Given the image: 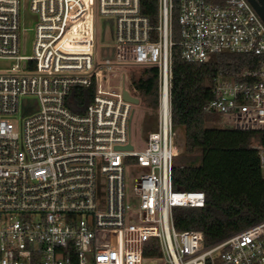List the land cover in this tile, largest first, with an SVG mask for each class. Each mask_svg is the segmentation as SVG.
<instances>
[{"label":"built area","instance_id":"built-area-1","mask_svg":"<svg viewBox=\"0 0 264 264\" xmlns=\"http://www.w3.org/2000/svg\"><path fill=\"white\" fill-rule=\"evenodd\" d=\"M174 7L159 0L155 27L141 0H0V60L13 62L0 71V264H264V221L213 246L200 230L176 229L174 208L203 207L206 195L173 187L171 106L174 45L191 62L264 55V20L249 0H179L175 42ZM99 17L114 40L102 61ZM128 65L160 71L157 124L141 143L124 97L138 94ZM260 65L217 79L207 108L225 125L264 131ZM92 85L74 112L72 90ZM253 147L264 170V145Z\"/></svg>","mask_w":264,"mask_h":264},{"label":"trees","instance_id":"trees-1","mask_svg":"<svg viewBox=\"0 0 264 264\" xmlns=\"http://www.w3.org/2000/svg\"><path fill=\"white\" fill-rule=\"evenodd\" d=\"M178 1L173 0L172 12L175 42L180 39ZM141 10L153 26L159 25V0H141ZM263 59L264 55L223 52L191 62L182 57L181 46L172 48L173 125L185 133L184 153L174 159L173 187L206 195L203 207L174 208L173 220L179 231H202L207 246L264 221V170L259 150L253 147L264 145V131L229 128L222 115L207 108L220 76L259 69ZM159 77L157 66L131 73L132 87L150 110L159 107ZM94 93L95 85L74 88L68 106L82 113Z\"/></svg>","mask_w":264,"mask_h":264},{"label":"rangeland","instance_id":"rangeland-1","mask_svg":"<svg viewBox=\"0 0 264 264\" xmlns=\"http://www.w3.org/2000/svg\"><path fill=\"white\" fill-rule=\"evenodd\" d=\"M31 19V12L27 11L24 13L22 11V20H23V27L31 26L30 23ZM179 26V23H178ZM180 30V26H179ZM98 39L96 42V57L98 61H102L107 57L113 56V46L114 40L111 33V28L109 25L105 23L104 17L98 18V28H97ZM27 38V48L25 52L27 54L32 53V38H33V31H28L27 33L23 34V38ZM13 62L0 60V71L10 68ZM140 67L138 66H125L123 68L124 72L130 77L131 81V73L133 70H138ZM137 97L140 99L139 105H135L134 107V117H133V141L134 143H141L143 140V131L145 128L148 127H155L158 120V109L157 110H150L144 106L141 97L137 94ZM184 141H185V133L182 127L174 128V159L179 155H183L184 149ZM257 144V143H255ZM264 173V171H263Z\"/></svg>","mask_w":264,"mask_h":264},{"label":"water","instance_id":"water-1","mask_svg":"<svg viewBox=\"0 0 264 264\" xmlns=\"http://www.w3.org/2000/svg\"><path fill=\"white\" fill-rule=\"evenodd\" d=\"M249 1L252 3V5L256 9V11L259 13V11H258L256 5L254 4L253 0H249ZM261 18H263V17L261 16ZM263 20H264V18H263ZM124 97H125L126 100L132 102L134 105H139V103H140V99L138 97L130 95V93L126 89H124ZM226 126L229 127V128H232V126H230V125H226ZM126 148L130 149L132 147H131V145H128Z\"/></svg>","mask_w":264,"mask_h":264},{"label":"flooded vegetation","instance_id":"flooded-vegetation-1","mask_svg":"<svg viewBox=\"0 0 264 264\" xmlns=\"http://www.w3.org/2000/svg\"><path fill=\"white\" fill-rule=\"evenodd\" d=\"M254 4L256 5L259 15H261L264 18V0H253ZM262 18V19H263Z\"/></svg>","mask_w":264,"mask_h":264}]
</instances>
